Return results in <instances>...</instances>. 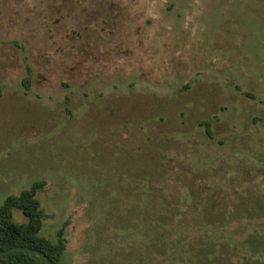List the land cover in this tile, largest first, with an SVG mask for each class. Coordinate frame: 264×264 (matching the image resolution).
Returning a JSON list of instances; mask_svg holds the SVG:
<instances>
[{
  "label": "rangeland",
  "instance_id": "1",
  "mask_svg": "<svg viewBox=\"0 0 264 264\" xmlns=\"http://www.w3.org/2000/svg\"><path fill=\"white\" fill-rule=\"evenodd\" d=\"M41 180L59 264H264V0H0V206Z\"/></svg>",
  "mask_w": 264,
  "mask_h": 264
},
{
  "label": "trees",
  "instance_id": "2",
  "mask_svg": "<svg viewBox=\"0 0 264 264\" xmlns=\"http://www.w3.org/2000/svg\"><path fill=\"white\" fill-rule=\"evenodd\" d=\"M204 125L208 134L212 136L209 122H204ZM45 184L46 182L42 180L35 181L19 194L8 196L0 206V251L15 246H28L43 251L53 264H59L67 243L63 228L58 231L56 243L39 233L45 213L38 194L43 190ZM15 210L22 213L25 218L24 222L15 220ZM0 264H46V262L38 254L14 251L0 257Z\"/></svg>",
  "mask_w": 264,
  "mask_h": 264
},
{
  "label": "water",
  "instance_id": "3",
  "mask_svg": "<svg viewBox=\"0 0 264 264\" xmlns=\"http://www.w3.org/2000/svg\"><path fill=\"white\" fill-rule=\"evenodd\" d=\"M14 251H25V252L38 254L45 260L46 264H53V262L51 261V259L46 253H44L43 251L28 247V246H15V247L0 251V257H4Z\"/></svg>",
  "mask_w": 264,
  "mask_h": 264
}]
</instances>
